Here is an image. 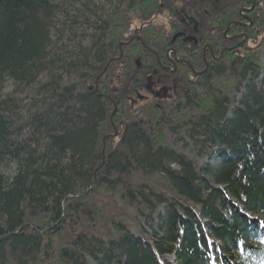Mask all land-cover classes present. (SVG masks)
Listing matches in <instances>:
<instances>
[{
    "label": "trees",
    "instance_id": "obj_1",
    "mask_svg": "<svg viewBox=\"0 0 264 264\" xmlns=\"http://www.w3.org/2000/svg\"><path fill=\"white\" fill-rule=\"evenodd\" d=\"M252 3L0 0V264L264 263V0L237 24ZM134 22L148 50H119ZM168 47L199 92L132 108L133 64L140 89Z\"/></svg>",
    "mask_w": 264,
    "mask_h": 264
},
{
    "label": "flooded vegetation",
    "instance_id": "obj_2",
    "mask_svg": "<svg viewBox=\"0 0 264 264\" xmlns=\"http://www.w3.org/2000/svg\"><path fill=\"white\" fill-rule=\"evenodd\" d=\"M248 14L249 13L246 14L247 18L241 16L242 21L237 23L239 27L241 28L250 27L251 23L249 22ZM158 19L163 22V24L159 26V29H163L164 27L167 26L166 16L162 15L161 17L160 15ZM171 21H178L181 23L180 26L181 31L179 32L178 35H186V37L190 39L188 42L191 43L192 50L194 49V52L198 53V51H200L198 47L199 43L195 41H191V38L193 39L200 38L201 35L198 32V29H196L197 25L194 23L193 17L181 11L180 14L176 16V18H173ZM145 27L146 24L142 27H139L134 22L133 34L132 37L129 39V41L138 42L145 50H148L147 47H145L143 41L141 40L142 34L147 33ZM182 43L186 44L187 42L182 41ZM119 45L118 48L120 50L123 46L119 47ZM201 51H202L201 54H202L203 62L204 65L206 66L205 64L206 51H208V54L210 56L211 53L213 54V52L211 51L208 45L203 46ZM150 52L153 53V51L151 50ZM164 57H165V62L162 61V63H160L159 59H157V65L158 68L160 69V72L153 70L151 73L146 74L147 75L146 83L144 84V86L142 85L143 87H141L140 89H137L136 87L137 76H138V72L136 70L137 64L136 63L133 64V87L129 89L133 95L130 97L127 96L125 100L128 101L129 104L132 106V103L136 100V98H147V99L144 102V104L139 105L137 107L132 106V108L136 109L138 107H143V106L150 108L152 105L155 106L156 108L159 107L161 108L164 106V104L172 105V103L178 100V98H188L192 94V91L194 89L197 90V93L199 92L200 89L198 87L200 84V77L202 74L196 75L195 73H200L202 72V70L194 71L193 67L189 64V62L185 59L177 58L175 51L170 47L167 48ZM214 58H212L214 61L218 60V58H215L216 60ZM219 58H220V54H219ZM121 91L122 88L118 87L117 93L120 94ZM113 105L115 104L113 103Z\"/></svg>",
    "mask_w": 264,
    "mask_h": 264
},
{
    "label": "rangeland",
    "instance_id": "obj_3",
    "mask_svg": "<svg viewBox=\"0 0 264 264\" xmlns=\"http://www.w3.org/2000/svg\"><path fill=\"white\" fill-rule=\"evenodd\" d=\"M178 9V8H177ZM180 11V10H179ZM181 12V11H180ZM184 12V11H183ZM180 14V13H179ZM162 15H164V13H162ZM162 15H161V17H162ZM130 41H128V42H125L124 44L125 45H122V46H126V45H128V43H129ZM111 61H113V59L111 60ZM261 61L264 63V48L262 49V51H261ZM114 62H116V61H114ZM141 97H142V95H141ZM146 99L147 98H136V100L132 103V106L133 107H137V106H139V105H142V104H144V102L146 101ZM2 173H4L5 175H7V176H12L13 175V173H14V167L13 166H9V167H7V168H4V169H2ZM260 221H261V226H262V231L264 232V219H262V218H260ZM130 228H131V230H132V232L135 234L136 232L134 231V229H133V227L130 225ZM168 260L169 261H172V258L171 257H168ZM264 264V263H263Z\"/></svg>",
    "mask_w": 264,
    "mask_h": 264
},
{
    "label": "water",
    "instance_id": "obj_4",
    "mask_svg": "<svg viewBox=\"0 0 264 264\" xmlns=\"http://www.w3.org/2000/svg\"><path fill=\"white\" fill-rule=\"evenodd\" d=\"M254 1H255V0H253L252 6H251L249 9L241 10V11L239 12V15L246 17V14L252 11V9H253V7H254ZM246 18H247V17H246ZM247 26H249V25H247ZM224 36H225V33H224ZM243 37L245 38V35H243ZM244 38H243V41H244ZM231 39H233V38H229V40H231ZM243 41H242V42H243ZM242 42H241V43H242ZM261 44H262V42H261ZM261 44H260L258 47H260ZM122 45H125V44L122 43V44L119 45V47H121ZM258 47H257V48H258ZM257 48H256V49H257ZM222 54H223V52L220 53V57L222 56ZM121 56H122V53L120 52V55L118 56V58L113 59V61H118V60L121 58ZM211 56H212V58H214V56H213L212 53H211ZM214 59H215V58H214ZM215 60H216V59H215ZM195 74H196V75H201L202 72H200V73H195ZM115 111H116V106L113 105V109H112V112H111V115H110V121L112 120V117L114 116ZM112 126H113V125H112ZM113 130H114L113 135H111V136H109V137H115V136H116V130H115V127H114V126H113ZM102 142H103V144H104V142H105V138H103ZM103 149H104V146H103ZM102 154H103V151H102ZM101 165H102V164H101Z\"/></svg>",
    "mask_w": 264,
    "mask_h": 264
}]
</instances>
